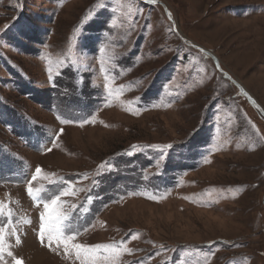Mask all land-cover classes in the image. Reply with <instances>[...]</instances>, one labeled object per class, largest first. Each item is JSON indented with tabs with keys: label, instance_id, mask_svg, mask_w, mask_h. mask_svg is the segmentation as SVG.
Returning <instances> with one entry per match:
<instances>
[{
	"label": "rangeland",
	"instance_id": "374dc122",
	"mask_svg": "<svg viewBox=\"0 0 264 264\" xmlns=\"http://www.w3.org/2000/svg\"><path fill=\"white\" fill-rule=\"evenodd\" d=\"M155 2L176 29L140 0H0V225L22 264H81L40 242L37 167L34 189L75 192L70 243L122 245L114 264H264V119L181 39L264 110V0Z\"/></svg>",
	"mask_w": 264,
	"mask_h": 264
},
{
	"label": "snow or ice",
	"instance_id": "6c2138e0",
	"mask_svg": "<svg viewBox=\"0 0 264 264\" xmlns=\"http://www.w3.org/2000/svg\"><path fill=\"white\" fill-rule=\"evenodd\" d=\"M151 3H155V0H150ZM49 71V79L51 80V68ZM86 122V121H85ZM61 123H71L68 120H61ZM63 129L60 130L62 134ZM135 147V146H133ZM158 148L161 152L160 159L164 158V153L166 149L170 148L171 145L164 146H153ZM47 151H51V148H48ZM205 162H208L207 160ZM107 165H102L101 167H106ZM42 169L37 167L35 174L31 176V180L28 181L27 194L34 202V205L40 206L43 205V211L40 213V228L38 237L42 245L47 242L49 248L53 244L57 248L63 246L65 254L68 253L69 248L75 250V257L77 260L81 261V264H99L101 259L108 262V264H114V261L119 258L120 252L123 249L122 245H96V246H85L81 244H71L70 242L76 238L78 234L73 230L72 217L68 212L62 210V206L59 203L60 198L66 195H74L75 192L72 190V186L69 184L64 186L63 182H59L60 186L57 188L56 192L53 193L50 189H47L43 186L33 188L32 182L36 181L37 178L48 179L47 176H41ZM49 183H57L56 181L48 180ZM76 205H72V208H75ZM4 206L0 204V216L3 215ZM12 213L9 211L8 219L6 223H11ZM31 223V221H27ZM15 232L13 229L12 232L8 233L12 235ZM135 238V237H134ZM16 243H20V239L16 237ZM7 252L8 257H12V264H22L20 258L14 257L11 251L7 250V244L5 240V228L3 225H0V262L2 264H9L7 260L4 259V253ZM129 254H131L129 252Z\"/></svg>",
	"mask_w": 264,
	"mask_h": 264
},
{
	"label": "water",
	"instance_id": "95a60500",
	"mask_svg": "<svg viewBox=\"0 0 264 264\" xmlns=\"http://www.w3.org/2000/svg\"><path fill=\"white\" fill-rule=\"evenodd\" d=\"M140 1H142L143 3L149 4V5L161 6L164 9L167 18L173 23L174 29H176V24H175V21H174V19L172 17V14H171V12L169 11V9L167 8V6L164 3H162V2L151 3L149 0H140ZM181 39H182V41L184 43L190 45L194 49H196V50L200 51L201 53H204L205 55L210 57L213 60L218 72L220 74H222L223 76H225L236 87V89L240 92V94L248 101V103L264 119V110L261 108L259 103L248 93V91L237 80H235L228 72H226L221 67L219 60L216 58V56L214 54H212L211 52H209V51H207V50H205V49H203V48H201L199 46L193 45L190 41H188V40H186L184 38H181Z\"/></svg>",
	"mask_w": 264,
	"mask_h": 264
},
{
	"label": "bare ground",
	"instance_id": "6f19581e",
	"mask_svg": "<svg viewBox=\"0 0 264 264\" xmlns=\"http://www.w3.org/2000/svg\"><path fill=\"white\" fill-rule=\"evenodd\" d=\"M31 264H42L41 259H35L34 261L31 260Z\"/></svg>",
	"mask_w": 264,
	"mask_h": 264
},
{
	"label": "trees",
	"instance_id": "16d2710c",
	"mask_svg": "<svg viewBox=\"0 0 264 264\" xmlns=\"http://www.w3.org/2000/svg\"><path fill=\"white\" fill-rule=\"evenodd\" d=\"M225 77V76H224ZM226 78V77H225ZM81 86H82V84H81ZM82 88H83V86H82Z\"/></svg>",
	"mask_w": 264,
	"mask_h": 264
}]
</instances>
